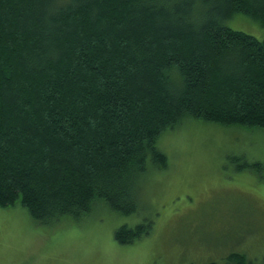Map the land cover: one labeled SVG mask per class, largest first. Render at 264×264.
<instances>
[{"label": "trees", "instance_id": "obj_1", "mask_svg": "<svg viewBox=\"0 0 264 264\" xmlns=\"http://www.w3.org/2000/svg\"><path fill=\"white\" fill-rule=\"evenodd\" d=\"M236 13L264 25V0H0V206L46 224L138 212L144 175L168 166L166 131L264 130V40L227 25Z\"/></svg>", "mask_w": 264, "mask_h": 264}, {"label": "rangeland", "instance_id": "obj_2", "mask_svg": "<svg viewBox=\"0 0 264 264\" xmlns=\"http://www.w3.org/2000/svg\"><path fill=\"white\" fill-rule=\"evenodd\" d=\"M225 23L264 40V25L244 13ZM158 144L169 163L144 175L138 212L98 204L46 224L20 203L0 206V264H203L232 253L264 264V130L189 118ZM142 222L149 234L115 239L121 225Z\"/></svg>", "mask_w": 264, "mask_h": 264}]
</instances>
